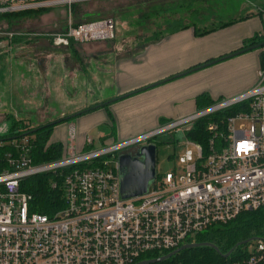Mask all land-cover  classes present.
<instances>
[{"label": "built area", "instance_id": "2783aa9c", "mask_svg": "<svg viewBox=\"0 0 264 264\" xmlns=\"http://www.w3.org/2000/svg\"><path fill=\"white\" fill-rule=\"evenodd\" d=\"M81 1L0 0V16L70 8ZM5 22L0 19V25ZM70 22L66 31L46 33L52 45L102 41L114 34L111 19L76 26ZM8 35L30 39L38 34L0 31V38ZM225 111L227 115L217 117ZM207 117L201 137L188 138L186 132ZM173 131L185 133L178 166L156 175L145 194L123 199L118 155ZM74 133L72 127L71 142ZM24 141L25 136L16 152L0 151V264H132L146 253L176 248L211 225L264 206V64L252 87L124 140L95 148L86 137L84 146L91 148L80 150L71 143L61 158L42 163L26 155ZM57 171L64 207L51 215L31 212L22 180ZM254 241L246 259L225 264H264V239Z\"/></svg>", "mask_w": 264, "mask_h": 264}, {"label": "crops", "instance_id": "0c3cea01", "mask_svg": "<svg viewBox=\"0 0 264 264\" xmlns=\"http://www.w3.org/2000/svg\"><path fill=\"white\" fill-rule=\"evenodd\" d=\"M258 18L261 22L263 21V15L262 17L258 16ZM250 20H254V18ZM241 23L244 25L246 22ZM241 23L231 24L232 26L228 25L215 32L201 36L196 35L191 28L184 29L152 43L153 45L150 44L143 54L136 57L139 63L134 65L116 64L113 76L115 79L113 96L106 98L101 96L100 100L96 99L93 102L94 104H91L96 106L85 105L80 108H71L63 113L65 116L60 115L59 119L66 118L78 113L76 111L80 112L92 107L90 111L85 112L86 115L82 116L80 114L81 117L75 119L74 122L68 121V124L61 125L67 129L69 146L72 143L76 149L81 150L84 147L86 137H91L88 132L100 123H105L108 117L113 122L109 121L112 126V133L115 135L114 138L118 139L116 141H120L155 128L161 123L194 113L197 109L202 108L200 103L197 102V98L201 94H205L208 100L213 102L231 97L253 86L256 81L255 70L264 64H261V59L264 55V45L259 46L262 47L260 51L248 53H245V51L223 58L241 50V47H244V42L254 36L245 37L243 38L245 40L242 39L239 42V39L246 34H238L234 28ZM261 32H264V30L262 29ZM213 33L221 35L219 40L223 41V43L228 44V42L232 41L234 44H231L229 46L230 49L227 51H219L223 48L218 47L220 43L216 46L217 37H212V40H208ZM34 40L36 43L34 42L31 47L29 46L30 49L33 47L37 53L43 54V57L42 55L38 57L36 63L32 61L33 58L17 59L18 56L15 55V51H18V47H13L11 44L8 46V50H4V42L1 44L0 86H3L7 92L12 91L14 82L21 84L22 89L26 87L32 88L40 105L37 110H40L43 105V110L46 111V105L51 103V100L56 99L58 89L61 87L66 88V85L73 87L70 79L77 75L76 72L79 75H83V73L91 70L88 60L90 59L89 57H96V55H89L85 62L86 64L82 65L81 69H78L77 64L69 66L66 63L56 62V55L58 53L66 55L68 53L67 48H55L45 37H39ZM19 42H16V44ZM105 43L97 41L87 42L83 45V50L87 54L103 51L108 49ZM211 47L212 49H210ZM30 49L26 47L28 52ZM12 51L13 53L10 54ZM256 52H259V60L256 58ZM29 53L31 54L32 52ZM11 55H15L16 59L10 58ZM45 56L47 57L44 58ZM50 56L55 57L54 60ZM216 59L220 60L200 67L202 64ZM24 63L26 65L22 66ZM95 68L100 69L104 68V66L97 65ZM31 76H34L32 77L34 81L38 79L37 83L31 82ZM66 76L69 78V83ZM25 77L30 82V87L24 82ZM215 81H224V85L212 86V82ZM129 93L130 95H127ZM34 94L32 97H34ZM100 94L102 95L101 92ZM115 96V99H109ZM15 108L13 101H6L5 107L0 108V122L5 127L3 132L7 129L3 120L5 115H13L14 117L25 119L30 123L31 127L41 125V123L32 125L31 120L26 115L30 111L20 115ZM20 108L21 111L26 109L24 104ZM55 121L57 120L55 119ZM72 127L75 130V135L71 142L68 133ZM51 140L52 142L63 144L59 138L52 137ZM99 141V146H94L93 139L91 146L100 147L105 145L103 138H100Z\"/></svg>", "mask_w": 264, "mask_h": 264}, {"label": "trees", "instance_id": "16d2710c", "mask_svg": "<svg viewBox=\"0 0 264 264\" xmlns=\"http://www.w3.org/2000/svg\"><path fill=\"white\" fill-rule=\"evenodd\" d=\"M201 1H203V3L205 2L204 0H135L128 6L131 7V11L128 12L126 17L128 16L129 18H132L133 15L136 14V19H139L137 24H139L137 28L138 31H135L134 34L137 35L135 37H140L141 46H144L158 42L163 38L184 29L191 28L196 35L201 36L234 24L245 18L255 15L262 17L263 15L260 11L253 13L247 12L240 18L231 19L226 22L215 21V23H213L212 9L205 6L203 3H200ZM83 2H75L70 6L71 16L73 17L71 23L73 26L102 18L97 17L89 19V16H93V14L91 15V12H86L80 8ZM135 10L137 11L135 12ZM50 11V8H43L17 13H7L1 15L0 19H4L8 23V26L12 27L18 25L28 17L32 18L38 15L40 16ZM119 11V17L121 18L125 15V11L123 12L122 9ZM126 17H123V20ZM138 33H140V35H138ZM113 40L114 39L107 41V46L112 44L111 41ZM13 41L15 42L17 39L15 38ZM27 42L29 43L31 41L29 40ZM261 42H264V32L256 33L252 38L244 42L243 46L247 47ZM68 46L73 58L78 62L84 63L88 55L82 50L80 42L70 40ZM111 47L112 45L108 48ZM244 47L241 48L243 49ZM133 51L132 48L125 51L122 55H130ZM263 63L264 55L261 59V64ZM127 95H130V93ZM197 102L200 103V106L204 107L214 101L212 102L211 100H208L205 94H201L198 96ZM91 109L92 107L84 109L75 116L88 112ZM227 113L228 112L225 111L217 117H224ZM71 119L72 117L61 118L55 122H47L36 127H31L30 123L25 119H20L13 115H5L3 120L7 129L0 133V141L2 142L0 145V151L9 150L11 152H16V144L21 143L22 138L25 136V144H23V146L28 149L26 155L33 163L57 160L65 155V148L60 142H48L50 135L55 123L63 120L70 121ZM208 120L209 118L207 117L197 121L193 127H191V130L186 132V136L193 140L199 139L201 135L198 132H201ZM154 143H156L155 140ZM89 148H91V146H84L82 149ZM65 170L66 169H62L61 171L65 172ZM60 173V171L44 172L29 176L22 180L21 190L30 195L29 210L31 212L51 215L64 207L65 190ZM158 176L159 173H157V177ZM251 237L264 239V206L254 210L243 211L235 219L224 224L211 225L207 229L200 231L193 237L186 238L183 241L184 243L209 242L216 245L219 251L211 246H195L182 249L163 261L149 264H225L241 261L250 255L248 249V244L250 242L239 244L237 246L235 245L238 242ZM232 248L233 250L227 257L223 256V254ZM173 249L146 253L132 264L142 260L159 257Z\"/></svg>", "mask_w": 264, "mask_h": 264}, {"label": "rangeland", "instance_id": "374dc122", "mask_svg": "<svg viewBox=\"0 0 264 264\" xmlns=\"http://www.w3.org/2000/svg\"><path fill=\"white\" fill-rule=\"evenodd\" d=\"M133 1L132 0H85V2L81 1L83 3L80 6V8L86 12L89 13L91 12L90 13L91 15L93 14V16H89V19L102 17L101 19H96V20L111 19L113 21L114 23L113 37L102 41L97 40V42L99 43L106 42L105 44L108 45L107 41L114 39L113 41H111L112 44H109V46H107L110 47V45H112V47L103 51L94 52V53L90 52L89 54H87L83 50L84 48L83 45L86 44L88 41L87 42L84 41L80 43L82 50L88 56L94 54L96 55V57H89L90 59L88 60V64L91 66L90 67L91 70H88L87 73H83V75H79V73L76 72L77 75H74V77H71L70 79L71 85H73V87H71L70 85H66V88L61 87L60 89H58L57 90L58 95L56 99L51 100V103H48L46 105L45 107L46 111L43 110L44 108L43 105L42 107H40L41 111L37 110V108L40 105L36 100L37 98H35L34 90L32 88H27V87L22 89L21 84L19 85L17 82H14L13 89L10 92H7L3 86H0V108L5 107L6 101L9 102L13 101L14 106H16L15 109L17 110V112L19 111L20 115H23L24 112L30 111V113L26 115L28 116L27 118L31 120L32 125L38 123L44 124V122H52V121L55 122V119L59 120L60 115L61 114L63 115V113L68 109L80 108L85 105L96 106V105H91L94 104L93 102L96 101V99L100 100L101 96H103L104 98L108 96L110 97L113 94V88L115 87L113 84L115 82L113 76L115 74L116 64L134 65L139 63V60L136 57L140 54H143V52H145L147 47L150 46V45L141 46V39H139L140 37H135L137 35H135L134 32L138 31L137 28L139 24V23L137 24L139 19H136L135 17L136 14H134L132 18H129L128 16L126 17V15H128V12L131 11V7L128 6L131 5ZM204 1H205L204 3L203 1H201L200 3H203L205 6L210 7L212 9V21H214L213 23H215V21L226 22L231 19L240 18L241 16H244L247 12L249 13L258 12V11L262 12L263 14L262 22L258 18V15H255L254 17H248L241 20V22L244 21L246 22L244 25L239 21L232 24L235 25L241 23L236 28H234V30L238 34H246L239 39V42H241L242 39L245 37L249 38L255 35L257 32H261V30L263 29L264 0H204ZM50 9L51 11L46 14H42L40 16L38 15L32 18L28 17L25 20L21 21L18 25H14L12 27H9L7 22L1 24L0 25L1 32L4 31L24 32V33H31L38 35H33V37L30 39L22 38L21 36H15V35L13 36L8 35L9 37L3 36L0 38L2 39L0 40V47L1 44H3L4 42L3 44L4 50H8L7 49L8 46L12 44L13 47H18L17 49L18 51L17 52L15 51V55L18 56L17 59L24 60L25 58H29V59L33 58L32 61L36 63L38 57L40 55H42L43 57V54L37 53V51H35L33 47L32 49H30V47L33 46L35 42L34 39L39 38L40 36L47 38L50 42V39L46 35V33L66 31L69 22L73 18L71 16V11L68 6H60ZM121 9L123 12L125 11L124 12L125 15L123 17L126 18L124 20L123 17L121 18L119 17V12H120L119 10ZM136 11L137 10H135V12ZM253 18L254 20H250ZM138 35H140V33H138ZM212 37H217L218 43L216 42V46L220 43L218 47L223 48L220 49L219 51H227L230 49L229 46L231 44H234L232 41L228 42V44L223 43V41L219 40V37H221V35L217 33H213L211 38H209L208 40H212ZM15 38L17 39V41L14 42L13 39ZM29 40L31 42L28 43L27 41ZM16 42L19 43L16 44ZM89 42H96V41H89ZM26 47L30 49L29 52H32L31 54L26 50ZM54 47L60 49L67 48V52H68L66 55L64 53H58L56 55L57 57L56 58L54 57L57 63H66L69 66L71 65L75 66L74 64H77L78 69H81V66L86 64L85 62L88 57L85 59L84 63L76 61V59L73 58L71 52L69 51V46L67 47L54 46ZM132 48L134 50L132 54L122 55L125 51H128ZM261 48L262 47H256L253 50L246 51L245 53L251 51H260ZM210 49H212V47ZM12 53L13 51L10 54ZM258 53L259 52H256V58L259 60ZM15 55H11L10 58L13 57V59H16ZM46 57L47 56H45L44 58ZM25 65L26 63H24V65L22 66ZM97 65L98 66L103 65L104 68H100V69L95 68V66ZM257 69L255 70L256 78H257ZM32 77L34 76L30 77L31 82L37 83L38 79L37 81H34ZM66 79L68 80L69 83V78L67 77ZM24 82L26 83L27 86L30 87V82L26 77L24 78ZM217 85H224V81L212 82V86H217ZM100 92L102 93V95L100 94ZM33 94L34 97H32ZM115 98L116 96L109 99L113 100ZM23 104L26 109L21 111L20 107ZM81 115L83 116L86 114L83 113ZM81 115L72 117L70 121L74 122V120L81 117ZM109 121L113 123L111 121V118L108 117V120L105 123H100L97 127L93 128L88 132V134H90L91 137L94 139V143H95L94 146H99L100 138H103L105 140V144H110L118 140L114 138L115 135L112 133L113 130ZM1 123L2 122H0V133H2L3 129L5 128L4 126L1 125ZM68 123H69L68 120H63L55 123L53 132L48 141V142H52L51 140L52 137L59 138L60 141L63 142L66 151L67 148L69 147V143L67 140V129L66 127H62L61 125ZM184 139H185V133L182 131H176V132L173 131L171 133H163L158 135V137L155 139L157 173L160 174L162 172L171 171L176 166H178V158L185 150V146L183 144ZM254 242L255 241L253 240L248 244V249L250 251L253 250L254 248Z\"/></svg>", "mask_w": 264, "mask_h": 264}, {"label": "water", "instance_id": "95a60500", "mask_svg": "<svg viewBox=\"0 0 264 264\" xmlns=\"http://www.w3.org/2000/svg\"><path fill=\"white\" fill-rule=\"evenodd\" d=\"M263 45H264V42L251 45L239 51H236L233 54H229L223 58L231 57L232 55L240 54L247 50H251L256 47L263 46ZM220 59H216L211 62L204 63L200 67L206 66L211 63H215L219 61ZM79 113L80 112L72 114L69 117H74L76 114H79ZM69 117H66V118H69ZM118 172H119V180H120L119 182L120 183V195L123 199L133 198V197H137V196L145 194L147 190L149 189V187L154 182L156 175H157V172H156V144L149 143L146 145H142L140 148L137 149L134 155L125 154V153L119 154L118 155ZM256 239H257L256 237H251L244 241L238 242L235 246L239 244L251 242ZM195 246H211L215 250L219 251L216 245L209 243V242L184 243L166 254H163L153 259L142 260L135 264L157 263V262L163 261L169 258L170 256L178 253L182 249L191 248ZM233 248L230 249L225 254H223V256L227 257L230 254V252L233 250Z\"/></svg>", "mask_w": 264, "mask_h": 264}, {"label": "flooded vegetation", "instance_id": "af4514ba", "mask_svg": "<svg viewBox=\"0 0 264 264\" xmlns=\"http://www.w3.org/2000/svg\"><path fill=\"white\" fill-rule=\"evenodd\" d=\"M137 149H138V147L137 148L134 147L133 149L127 150V151H125L123 153L134 155L136 153L135 151H137Z\"/></svg>", "mask_w": 264, "mask_h": 264}]
</instances>
